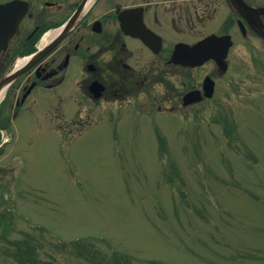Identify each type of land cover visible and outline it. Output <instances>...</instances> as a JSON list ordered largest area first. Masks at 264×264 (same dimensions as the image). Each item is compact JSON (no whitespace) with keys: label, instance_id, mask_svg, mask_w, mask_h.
<instances>
[{"label":"rangeland","instance_id":"1","mask_svg":"<svg viewBox=\"0 0 264 264\" xmlns=\"http://www.w3.org/2000/svg\"><path fill=\"white\" fill-rule=\"evenodd\" d=\"M247 55L179 122L18 118L0 153V264H264V47Z\"/></svg>","mask_w":264,"mask_h":264},{"label":"flooded vegetation","instance_id":"2","mask_svg":"<svg viewBox=\"0 0 264 264\" xmlns=\"http://www.w3.org/2000/svg\"><path fill=\"white\" fill-rule=\"evenodd\" d=\"M84 1L42 0L37 9L30 1L0 51V83L15 74L0 101L3 147L10 127L35 109L44 111L46 123L65 129L118 124L127 111L184 119L218 101L234 79L233 65L247 59V50L264 47V0H91L48 49ZM213 34L230 37L226 70L215 59L199 66L174 60L179 45L192 47ZM208 76L212 97L205 93ZM193 91L199 100L185 103Z\"/></svg>","mask_w":264,"mask_h":264},{"label":"water","instance_id":"3","mask_svg":"<svg viewBox=\"0 0 264 264\" xmlns=\"http://www.w3.org/2000/svg\"><path fill=\"white\" fill-rule=\"evenodd\" d=\"M90 5L91 0H85L84 2H82L80 7L60 30L58 36L51 43L48 49H50L76 25V23L81 19L82 15ZM27 10L28 2L25 0H13L5 4H0V18L6 19L8 18V16L11 17L10 22H7V20H0V48L8 42L12 33L15 31L17 25L19 24L21 18L25 15ZM227 49L228 44H226L223 39L216 36H210L207 39H204V41L199 42L192 48H189L187 46H181V48L179 47L175 54V60L178 62H184L186 64L200 65L209 58H216L221 63L222 61H224ZM45 50L34 56L32 62L43 55ZM220 66L223 67L221 64ZM14 76L15 74L9 78L6 77L4 80H2V82L0 83V95L3 93L4 87L8 84L9 81L14 78ZM209 80H211L210 77L207 78L206 83H208ZM206 86H208V84H206ZM206 89L208 90L207 95L212 96L214 91L213 87L211 86L210 90L208 88ZM193 95L194 93L188 95V98L192 99V101L196 99L195 97L191 98V96Z\"/></svg>","mask_w":264,"mask_h":264},{"label":"trees","instance_id":"4","mask_svg":"<svg viewBox=\"0 0 264 264\" xmlns=\"http://www.w3.org/2000/svg\"><path fill=\"white\" fill-rule=\"evenodd\" d=\"M21 249H22V248H21ZM22 252H24L25 255H26L27 253H30V252H29V249H27V248H26V249H22ZM28 257H29V256H28ZM28 257H27V258H28ZM32 262H33V261H32Z\"/></svg>","mask_w":264,"mask_h":264},{"label":"bare ground","instance_id":"5","mask_svg":"<svg viewBox=\"0 0 264 264\" xmlns=\"http://www.w3.org/2000/svg\"><path fill=\"white\" fill-rule=\"evenodd\" d=\"M48 39V38H47Z\"/></svg>","mask_w":264,"mask_h":264}]
</instances>
